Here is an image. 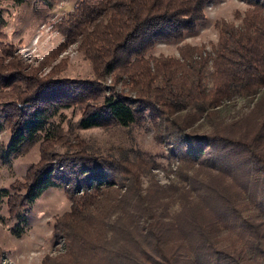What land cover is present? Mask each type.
Here are the masks:
<instances>
[{"label":"trees","instance_id":"16d2710c","mask_svg":"<svg viewBox=\"0 0 264 264\" xmlns=\"http://www.w3.org/2000/svg\"><path fill=\"white\" fill-rule=\"evenodd\" d=\"M212 1L75 0L52 22L60 40L44 63L75 44L90 64L85 78L58 77L60 64L45 74L26 67L4 41L0 16V110L8 131L0 161L34 145L38 151L20 179L0 187L7 216L19 217L10 234L20 236L28 206L45 188L62 187L68 200L51 223L59 248L40 264H248L242 249L217 245L221 227L236 229L264 264V221L238 219L257 192L264 210V1L242 0L236 24L215 21L212 56L198 50L189 59L195 48L188 45L179 60L148 53L155 42L193 32ZM119 81L132 95L114 88ZM233 93L257 99L223 123L218 106ZM65 108L77 118L59 112ZM199 117L209 119L208 131L189 130ZM143 122L166 156L178 159L177 180L157 184L154 159L130 134L131 144L101 151L75 131L121 126L130 133Z\"/></svg>","mask_w":264,"mask_h":264},{"label":"rangeland","instance_id":"374dc122","mask_svg":"<svg viewBox=\"0 0 264 264\" xmlns=\"http://www.w3.org/2000/svg\"><path fill=\"white\" fill-rule=\"evenodd\" d=\"M75 0H24L21 4H15L12 0H0V16L4 20L2 31L4 41L13 44L16 57L26 67H35L39 74H45L54 66L60 64L57 76L66 77H90L91 68L88 60L76 50L75 44H70L57 53L47 64L44 57L50 49L60 40V35L51 27L52 22L63 16L71 9ZM264 1V0H260ZM246 4L242 0H216L207 2L203 8L204 19L197 22L193 32H187L176 41L155 42L148 51L153 56L174 57L180 59V48L184 45L195 48L190 53L189 59L196 56L199 50L201 55L212 56V46L217 38L214 23L217 20L239 22ZM208 67L210 63L207 60ZM104 84H109L106 77ZM116 90L132 95L127 85L119 81L114 85ZM257 94L253 97L239 96L236 93L219 104V117L223 123L231 122L244 115L253 106ZM65 117L75 120L78 116L76 110L71 108L59 109ZM57 119V118H55ZM150 126V127H149ZM209 119L199 117L189 128L192 132H205L211 128ZM121 126L109 128L88 127L75 128L76 133L84 138L88 144L98 147L101 151L109 148L115 149L130 143V137L146 157L155 161L151 168V176L157 184L166 185L177 180L176 169L178 159L175 156H166L168 150L164 144L157 143L152 137V127L147 122L132 126L130 129ZM129 134L131 136H129ZM8 139V131L3 123V115L0 110V144ZM58 150L60 148H57ZM38 158L37 145H34L27 153L17 157H9L4 162L0 161V187H5L13 179H20L29 163ZM145 185V178H142ZM246 193H243L241 203L245 201ZM260 193L257 192L256 202L247 203L239 211L238 219L248 218L264 221V210L259 205ZM249 204V205H248ZM68 208V200L65 198L60 186H49L33 200L27 208L26 220L21 223L22 233L15 237L10 234L9 227L19 222L16 215L8 217L3 200L0 204V263L1 264H40L41 256L55 253L59 248L58 241L50 234L51 223L55 215ZM178 209L174 203L168 207L170 213ZM18 210L17 214H20ZM234 246L242 249L248 264H261L259 257H254L252 250L245 244L244 238L237 237L236 229L228 230L221 227L218 233V246Z\"/></svg>","mask_w":264,"mask_h":264}]
</instances>
